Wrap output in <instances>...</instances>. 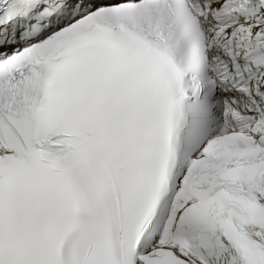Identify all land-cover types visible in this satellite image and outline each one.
Listing matches in <instances>:
<instances>
[{
    "label": "snow or ice",
    "instance_id": "snow-or-ice-1",
    "mask_svg": "<svg viewBox=\"0 0 264 264\" xmlns=\"http://www.w3.org/2000/svg\"><path fill=\"white\" fill-rule=\"evenodd\" d=\"M0 264H264V0H0Z\"/></svg>",
    "mask_w": 264,
    "mask_h": 264
}]
</instances>
